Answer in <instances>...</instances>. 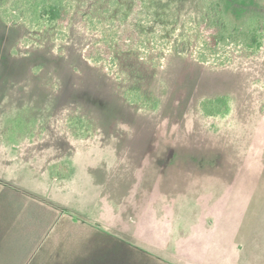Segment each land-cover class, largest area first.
<instances>
[{"label": "rangeland", "instance_id": "rangeland-1", "mask_svg": "<svg viewBox=\"0 0 264 264\" xmlns=\"http://www.w3.org/2000/svg\"><path fill=\"white\" fill-rule=\"evenodd\" d=\"M69 2L61 25L0 0V264H122L124 243L264 264V0H226L215 46L202 0H140L154 36L112 62L83 53L119 33L124 0Z\"/></svg>", "mask_w": 264, "mask_h": 264}, {"label": "trees", "instance_id": "trees-1", "mask_svg": "<svg viewBox=\"0 0 264 264\" xmlns=\"http://www.w3.org/2000/svg\"><path fill=\"white\" fill-rule=\"evenodd\" d=\"M204 2V11H206L205 14H203V17L207 20H210V23H208V26L210 29L217 30V32H211L207 35L209 43L212 45H217L219 40L222 38L221 30L218 31V29H226V22L228 15L232 16L233 14L230 13L231 10L228 8V5L226 3V0H202ZM26 3L30 8H36L41 6L42 7V13L45 16L46 20L49 23H56L65 25L70 21L71 18V6L69 0H26ZM111 7H115L116 5L119 6L118 0H113V2L110 4ZM142 5L144 4L140 3V0H124V7H120L117 11L116 19L111 20L108 27L109 29L116 28L119 33L122 34L123 37H119V33L113 34V37L110 38V40H102V42H92L89 44L84 53L83 57L90 61H107L112 62L115 60L114 58V52L115 48L117 46H120L121 43L124 41L125 43H135V40L139 41V44L137 47H145L144 41H140L139 38L141 36H154L153 32H150V25L156 23V15L150 14L149 12L146 13L145 10L142 9ZM123 9L124 14H123ZM235 16V15H234ZM233 17V16H232ZM236 17V16H235ZM124 19V23L121 24V20ZM256 25H260V28L263 25V20H261L260 17L256 18ZM246 20V19H245ZM235 22H237L235 20ZM245 23V22H244ZM257 30V28H253L251 30V34L247 31L244 32L243 35V41L246 42L247 45H252L253 42L256 41V37L254 35V32ZM230 35L237 34L238 30L235 28L234 21L231 24L230 29L228 30ZM125 47V44H124ZM126 52V50H124ZM128 100L132 104H140V106L146 105V100L142 101V98L140 94L137 91H132L130 93V96H127ZM222 104L220 101H215L210 103L209 105H212L216 107L219 111V107Z\"/></svg>", "mask_w": 264, "mask_h": 264}, {"label": "crops", "instance_id": "crops-1", "mask_svg": "<svg viewBox=\"0 0 264 264\" xmlns=\"http://www.w3.org/2000/svg\"><path fill=\"white\" fill-rule=\"evenodd\" d=\"M30 210H33L37 213L40 214L41 220L43 219L44 222L46 221L45 219V211L42 210L37 204H29V206L27 207ZM220 252H217L218 255V261L216 264H225V262L223 261V263H221L222 261L220 260ZM122 264H155V261L160 264L161 261L156 260L155 257H153L152 255H150L149 253L143 251V250H139L138 248H132V247H128L127 243H124V252H122ZM224 260V258H223ZM232 260V259H231ZM160 262V263H159ZM233 264H236V262H233ZM238 264V262H237Z\"/></svg>", "mask_w": 264, "mask_h": 264}]
</instances>
